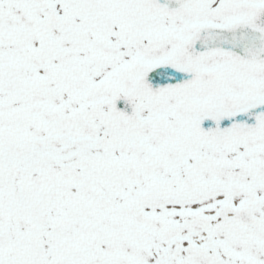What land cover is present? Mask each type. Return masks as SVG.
<instances>
[{"label": "snow or ice", "instance_id": "obj_1", "mask_svg": "<svg viewBox=\"0 0 264 264\" xmlns=\"http://www.w3.org/2000/svg\"><path fill=\"white\" fill-rule=\"evenodd\" d=\"M0 264H264V0H0Z\"/></svg>", "mask_w": 264, "mask_h": 264}]
</instances>
